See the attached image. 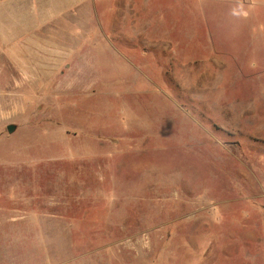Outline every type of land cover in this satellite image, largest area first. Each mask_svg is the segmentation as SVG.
Wrapping results in <instances>:
<instances>
[{
  "label": "rangeland",
  "instance_id": "1",
  "mask_svg": "<svg viewBox=\"0 0 264 264\" xmlns=\"http://www.w3.org/2000/svg\"><path fill=\"white\" fill-rule=\"evenodd\" d=\"M95 5L0 63V264H264V0Z\"/></svg>",
  "mask_w": 264,
  "mask_h": 264
},
{
  "label": "crops",
  "instance_id": "2",
  "mask_svg": "<svg viewBox=\"0 0 264 264\" xmlns=\"http://www.w3.org/2000/svg\"><path fill=\"white\" fill-rule=\"evenodd\" d=\"M95 7V0H0V63L22 64L28 72L34 56L49 55L45 47L58 32L77 29L76 17Z\"/></svg>",
  "mask_w": 264,
  "mask_h": 264
},
{
  "label": "water",
  "instance_id": "3",
  "mask_svg": "<svg viewBox=\"0 0 264 264\" xmlns=\"http://www.w3.org/2000/svg\"><path fill=\"white\" fill-rule=\"evenodd\" d=\"M15 129H16L15 126H9V128H8V132H9V133H12Z\"/></svg>",
  "mask_w": 264,
  "mask_h": 264
}]
</instances>
